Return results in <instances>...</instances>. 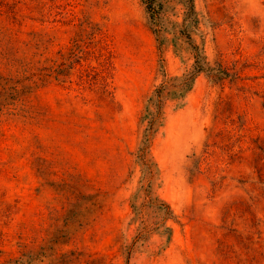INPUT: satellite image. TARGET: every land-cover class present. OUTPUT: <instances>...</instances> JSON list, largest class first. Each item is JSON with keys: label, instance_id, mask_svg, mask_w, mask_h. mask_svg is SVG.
<instances>
[{"label": "rangeland", "instance_id": "1", "mask_svg": "<svg viewBox=\"0 0 264 264\" xmlns=\"http://www.w3.org/2000/svg\"><path fill=\"white\" fill-rule=\"evenodd\" d=\"M162 2L0 0V264H264V0Z\"/></svg>", "mask_w": 264, "mask_h": 264}, {"label": "trees", "instance_id": "2", "mask_svg": "<svg viewBox=\"0 0 264 264\" xmlns=\"http://www.w3.org/2000/svg\"><path fill=\"white\" fill-rule=\"evenodd\" d=\"M146 10L149 14L151 23L155 25L156 32L158 33V22L160 19V11L163 6V0H142ZM186 9V17L190 16L195 12L194 0H181ZM159 35V34H158ZM159 37V36H158ZM205 69L204 62L200 58L199 54H196V61L194 64V69L190 74H186L184 77H175L174 79H181L184 81L182 88L188 90L197 75ZM167 88V80L161 85L156 87L153 94L149 97V105L147 107V117H146V127L143 133L141 144L137 151V160L143 167L144 172V182L143 191L145 193L146 199L152 204L153 211L160 215V218H155L154 220H142L143 225L139 232L141 236L146 233H152L154 231H159L164 227V231H169L170 228L166 226V220L174 218V212L168 202L160 198L158 195L154 194L153 184L158 175L157 164L151 153V145L153 138L157 132V128L161 124L164 104H165V91ZM145 219V218H144ZM138 235V236H139ZM93 264V263H91Z\"/></svg>", "mask_w": 264, "mask_h": 264}]
</instances>
